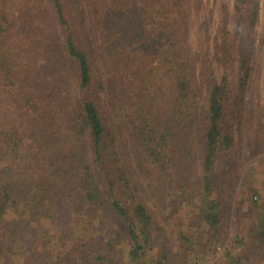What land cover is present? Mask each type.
<instances>
[{
	"label": "trees",
	"instance_id": "16d2710c",
	"mask_svg": "<svg viewBox=\"0 0 264 264\" xmlns=\"http://www.w3.org/2000/svg\"><path fill=\"white\" fill-rule=\"evenodd\" d=\"M208 3L0 0V231L20 203L12 184L29 170V181L42 185L28 204L48 206L53 193L71 201L78 192L85 207L98 211L107 205L126 225L131 261L143 264L157 223L135 196L117 145L130 137L167 184L169 198L182 208H197L193 177L188 169L180 171L178 160L181 136L193 135L199 125L205 214L195 222L208 227L209 245L225 243L224 207L208 198L217 166L228 162L237 143L236 133L254 124L246 92L260 0H233V25L220 30L223 52L236 56L234 87L190 44V18L199 17ZM208 35L207 28L203 39ZM59 56L72 71L73 89L44 79L43 65ZM194 142L188 140V159ZM225 187L233 192L236 183ZM248 237L264 248V216ZM92 242L74 244L70 256L59 255V264H112L107 260L111 239L105 245ZM16 243L0 248V264L12 257ZM224 254L225 264H243L228 248Z\"/></svg>",
	"mask_w": 264,
	"mask_h": 264
},
{
	"label": "rangeland",
	"instance_id": "374dc122",
	"mask_svg": "<svg viewBox=\"0 0 264 264\" xmlns=\"http://www.w3.org/2000/svg\"><path fill=\"white\" fill-rule=\"evenodd\" d=\"M206 1L203 0V3ZM208 1L199 17L192 15L190 18V44L199 59L205 55L211 59L216 75L220 78L223 73L227 74L234 87L237 78L236 56L229 54L228 58L221 47L220 37L224 25L230 29L233 25V0ZM192 21L195 23L193 26ZM207 28L209 35L204 40ZM255 37L252 80L246 92V111L253 113L254 124H245L242 131L236 133L237 143L228 162L217 166L214 178L216 187L208 198L220 200L224 207V244L215 247L209 245L208 227L195 222L205 214L200 156L203 146L198 134L199 125L192 131L193 135L181 136L178 160L180 171L188 169L193 177L197 208H182L169 198L167 184L142 158L137 144L130 137L117 145L135 196L146 205L157 223L152 230L151 244L145 249L141 260L143 264H225L227 258L224 252L227 248L243 264H264V248L252 244L248 237L253 225L264 216V0H260ZM65 66L60 56L43 65L41 70L48 85L73 89L72 71ZM109 118V127L116 131ZM194 138V150L188 159L186 153L191 150L188 140ZM45 177L53 179L52 171ZM227 180L236 183V187L231 188L233 192L226 189ZM41 183L30 182L27 170L12 184L15 198L20 203L12 209L11 218L0 231V248L10 245L12 240H17V243L12 257L1 264H59V255L64 253L70 256V250L78 242L91 240L94 244L105 245L110 239L113 250L109 251L108 261L112 264H138L131 261L126 225L107 205L98 211L85 207L81 193L77 192L71 201L53 193L48 206L42 202L34 207L25 200L40 188ZM53 185H50L51 189ZM52 192L58 193L55 190ZM89 211L96 213L95 218L89 217ZM47 239L50 240V247H46ZM201 240L203 246L199 244Z\"/></svg>",
	"mask_w": 264,
	"mask_h": 264
}]
</instances>
